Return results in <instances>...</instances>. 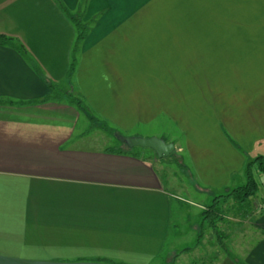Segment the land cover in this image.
I'll list each match as a JSON object with an SVG mask.
<instances>
[{
	"label": "crops",
	"instance_id": "crops-1",
	"mask_svg": "<svg viewBox=\"0 0 264 264\" xmlns=\"http://www.w3.org/2000/svg\"><path fill=\"white\" fill-rule=\"evenodd\" d=\"M75 16L100 19L82 25L79 40ZM0 36L25 51L0 45V264L174 261V249L161 260L164 248L187 235L190 207L202 217L210 204L168 191L152 150L103 147L99 136L75 134L73 91L131 131L114 114L131 110L141 93L126 82L141 70L132 50L143 45L164 49L183 80L214 82L198 91L213 97L212 105L204 98L207 123L180 127L193 169H183L188 186L208 199L245 184L249 152L264 142V0H0ZM54 83L68 90L60 94ZM161 84L156 93L172 104L173 80ZM254 224L256 239L240 259L216 254L213 264H264V213Z\"/></svg>",
	"mask_w": 264,
	"mask_h": 264
},
{
	"label": "rangeland",
	"instance_id": "rangeland-1",
	"mask_svg": "<svg viewBox=\"0 0 264 264\" xmlns=\"http://www.w3.org/2000/svg\"><path fill=\"white\" fill-rule=\"evenodd\" d=\"M73 19L82 25H92L95 21H98L100 17H94L90 22H84L82 16H75ZM86 34L87 33H83L84 36ZM14 43L18 45L17 42L14 41ZM126 51V56L131 57L132 54L129 52L128 48H126ZM132 51L135 52V54H133L134 56L136 55V59L138 58L137 55H139L138 52H140L141 70H135V74L132 72L130 78L127 79L126 83L128 85L126 84V88L129 90L131 89L129 85H138L141 86L142 90H139L141 93L135 90L136 95L133 98V103L130 105L133 107L131 110H126L125 113L121 111V113L114 114L118 119L120 118L119 122H122L121 125L128 127L127 130L131 131L125 133L121 132V129L103 120L97 114L93 113L91 109L86 106L87 104L85 105L77 92L73 91L72 104L77 106L79 113L75 134L81 135L87 133L90 137L99 136L100 139H104L103 145L101 144L103 147L119 148L124 151L128 149L125 144H122L118 140L119 136L126 138L141 137L146 139H162L166 141V143L175 146L174 153L160 161L164 170L159 169L158 171L164 187L168 191L189 201L203 203L202 199H204L207 205L211 204L215 198L227 195L228 193L223 192L222 194L208 196V199H205L200 194H195L197 192L195 189L193 190L188 186V176L183 171V169L186 168L185 166H189V164L190 170L193 171V169L191 168V162H189L187 155L183 153L182 150L183 139L180 127L182 124H200V121H203L202 123H207V114H210L207 112L211 109L209 106H206L207 104H205L204 98L211 101L212 105L213 97L207 98L199 96L198 91L200 88L204 87V85H206V88H213L214 82H200L191 79L189 81L183 80L182 77L184 76L182 74L181 65L176 63L174 65L165 64L166 58L164 49L149 48L147 45H143L141 48H136V50L133 49ZM135 65L137 66V63ZM132 67L134 66L127 63L126 71H129ZM170 68L173 69L172 75L169 74ZM42 71L45 76H48L45 70ZM170 79L173 80L174 90L172 104L169 97H164L161 92V96L159 95L160 93H156L157 90L160 89L165 91V85L161 83L169 84V82H171ZM54 84L60 94L68 90L57 83ZM118 99H116V101L121 107V105H124L122 102L123 99L122 97ZM128 100L129 98L125 97L126 103ZM140 103L142 113L138 114L136 113L139 111L137 110V105H140ZM126 106L129 107L127 104L125 107ZM154 107H157L161 112H159V114H157V112L153 113L151 109ZM134 109L136 112H134ZM146 109L149 111L146 112ZM196 121H198V123H196ZM253 147L252 152H249L250 158L248 161L254 160L259 156L264 157V142ZM136 150H141V148H135V151ZM256 180L260 183L259 191L256 198L249 202L248 208L241 211L237 209L235 203L231 200L226 202V204H224V201L221 203L224 216L222 222L219 223V228L224 239L219 240L209 227L202 226V217L199 216L200 210L190 207L191 213L189 217H187L190 220L184 223L182 227L187 235H184V237H182L183 239L178 241V244L175 241L172 243L169 242L171 244L168 243V246L164 248L161 260L165 258L164 255L167 257V254L173 249L175 257L174 261H171L170 264H177V258L182 253L190 254L185 256L184 260L179 264H213V261L217 257L216 254H220L221 256L233 255L237 257V259H240L238 255H242L255 241L256 234L254 233H257V229L254 223H256L257 218L264 213L262 209L264 207V174H258ZM199 197L201 199H199ZM195 227L199 228L198 234L193 230ZM199 237H201L200 240ZM180 252L181 254H179Z\"/></svg>",
	"mask_w": 264,
	"mask_h": 264
},
{
	"label": "trees",
	"instance_id": "trees-1",
	"mask_svg": "<svg viewBox=\"0 0 264 264\" xmlns=\"http://www.w3.org/2000/svg\"><path fill=\"white\" fill-rule=\"evenodd\" d=\"M73 24H75L79 31H81V36L79 37V40H81V37L84 33L83 28L81 27L82 24L77 23L75 19H73ZM0 45H8L11 48L17 50L19 53H21L23 56H25V51L22 48L21 45H17L14 43L13 39L6 37V36H0ZM76 71V63L73 62V65L71 66L70 73L71 75L75 73ZM50 97L54 96H49ZM264 174V157L259 156L254 160H250L246 163L245 167V176H246V182L244 185L239 186L230 193H228L225 196H219L213 200V202L203 211L202 213V226H207L214 232L217 238L219 240L224 239L220 228L219 223L222 222L224 211L222 209V202L224 201V204L228 202L229 200L233 201L235 203V206L239 210H244L245 208H248L249 202L256 198V195L259 191L260 183L256 180V177L258 174ZM223 204V205H224ZM264 212V207L262 208ZM201 237H199L200 240Z\"/></svg>",
	"mask_w": 264,
	"mask_h": 264
},
{
	"label": "water",
	"instance_id": "water-1",
	"mask_svg": "<svg viewBox=\"0 0 264 264\" xmlns=\"http://www.w3.org/2000/svg\"><path fill=\"white\" fill-rule=\"evenodd\" d=\"M118 140L129 149L141 148L152 150L158 159H164L171 156L175 151L173 144H168L159 138H141V137H118Z\"/></svg>",
	"mask_w": 264,
	"mask_h": 264
}]
</instances>
